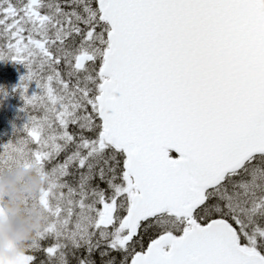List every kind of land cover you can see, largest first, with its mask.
Listing matches in <instances>:
<instances>
[{"label": "snow or ice", "instance_id": "snow-or-ice-1", "mask_svg": "<svg viewBox=\"0 0 264 264\" xmlns=\"http://www.w3.org/2000/svg\"><path fill=\"white\" fill-rule=\"evenodd\" d=\"M0 61L44 179L0 264H264V0H0Z\"/></svg>", "mask_w": 264, "mask_h": 264}, {"label": "clouds", "instance_id": "clouds-1", "mask_svg": "<svg viewBox=\"0 0 264 264\" xmlns=\"http://www.w3.org/2000/svg\"><path fill=\"white\" fill-rule=\"evenodd\" d=\"M23 175L32 177V183L25 185V190L32 194L44 185V179L34 175L30 168H21L14 174L13 179L0 183V204L11 217L7 220L0 217V257L6 259L14 258L24 251L25 244L33 232L43 226L44 215L39 208L33 209L32 214L28 217H21L20 215L23 193L19 187V179ZM5 196L10 197V199L5 200Z\"/></svg>", "mask_w": 264, "mask_h": 264}, {"label": "rangeland", "instance_id": "rangeland-1", "mask_svg": "<svg viewBox=\"0 0 264 264\" xmlns=\"http://www.w3.org/2000/svg\"><path fill=\"white\" fill-rule=\"evenodd\" d=\"M26 69L21 65L14 64L12 62L0 61V144L6 143L12 138L13 126L20 127L23 123L22 113L19 112L22 106V101L18 94H14L12 89L19 82L20 77L25 73ZM7 93V94H5ZM21 168H28L25 166H19L13 168L11 171L0 175L2 182L13 179L14 174ZM31 169V168H30ZM33 174L36 175L33 171ZM32 183V177L30 175H23L19 179V187L23 193L21 200V217H28L32 214L34 207H31L26 201L30 196V192L25 190V185ZM6 200L10 197L5 196Z\"/></svg>", "mask_w": 264, "mask_h": 264}, {"label": "water", "instance_id": "water-1", "mask_svg": "<svg viewBox=\"0 0 264 264\" xmlns=\"http://www.w3.org/2000/svg\"><path fill=\"white\" fill-rule=\"evenodd\" d=\"M0 205H1V204H0ZM0 217H3V218L6 219V220L9 219V218H8V215H7L6 212H5L4 216H0Z\"/></svg>", "mask_w": 264, "mask_h": 264}]
</instances>
